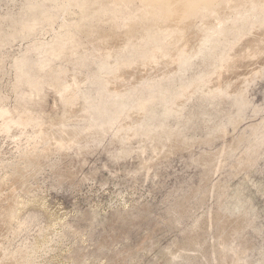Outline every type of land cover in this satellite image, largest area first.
Returning a JSON list of instances; mask_svg holds the SVG:
<instances>
[{
	"label": "rangeland",
	"instance_id": "obj_1",
	"mask_svg": "<svg viewBox=\"0 0 264 264\" xmlns=\"http://www.w3.org/2000/svg\"><path fill=\"white\" fill-rule=\"evenodd\" d=\"M224 1L218 14L239 5L242 17L262 0ZM209 11L170 21L201 38ZM77 12L63 0H0V263L264 264V24L240 30L234 16L211 47L191 43L199 54L143 63L140 50L185 40L135 38L116 60L109 41L122 44L126 28L100 30L94 15L66 40Z\"/></svg>",
	"mask_w": 264,
	"mask_h": 264
},
{
	"label": "bare ground",
	"instance_id": "obj_2",
	"mask_svg": "<svg viewBox=\"0 0 264 264\" xmlns=\"http://www.w3.org/2000/svg\"><path fill=\"white\" fill-rule=\"evenodd\" d=\"M63 1H65V3L67 2L69 4V6L77 7L78 12H77L76 15H77V18L79 17V19L77 21L74 20L75 21L74 23L76 24V27H77L76 32L68 34L67 36H65L66 40L73 39L75 37V35L78 33L79 30L85 29L87 27V22H88L87 18L90 17V16H94V15H96L97 17H100V25H99L100 30L102 29V26L107 23V21H112L114 26L122 25V26H124L126 28V36H124L123 38H120L121 40H123L122 44H120V43H119V45L116 44L115 41H118L117 38H113L115 40L109 41L112 44L111 45V50L108 49V51L110 50L109 54L111 56L116 57V60H117V57L121 56L120 58H122L121 54H123V51L127 50L128 47L137 38L147 36V38H148L147 43H156L157 34L159 32L161 33V31H166V33L168 35L167 37L171 41H174L176 39H177V42L179 40H182V39H184L185 41L183 43H181V44L177 43L178 46H176L173 49L172 52H167L165 49H163L161 47H154V49L148 54L144 53V51L140 50L136 55L139 58H143L142 59L143 63H159L160 60H163V59H169L173 63H179L181 61V59L184 56H186L187 54H189L190 56H194V55H197V54L200 53V51H197L198 50L197 48L196 49H192L191 48V45H192L191 43L193 41H199V45L198 46H200V44L203 43L202 50H201V52H202L207 47H211V45L213 43H215L217 41L216 39H219V37H221V38L225 37L229 33V29L227 28L228 27V23H229L230 19H232L234 16H236V18H234L236 20H232L234 22L236 21L235 23L233 22L234 24H232L234 27H238L237 26L238 23H243L244 26L249 25V26H247V28H245L243 25H241L240 26V30H250V28L253 30L252 27H254L256 25L263 26L262 24H264V0H262L261 3L260 2L259 3L258 2H253V3L250 4L249 7L244 4L246 8H245V13H244V15L242 17H238V16H240V14L238 12L239 5L232 6L231 8L229 7L230 11L232 10L229 13H227L226 11H223V14H218L216 11H217V7L219 5H221V4H226L227 6L229 5V3H227L224 0H221L219 3H216L217 0H140L142 2V4H143V7H142V10L139 11L138 13H136V14H125L124 13V10L135 0H63ZM179 10L185 11L188 14V16H192V17H200L202 14H204V12H207L208 10H210L208 13L210 15H212L214 19L213 20H209V22L205 23V26L201 30V31L204 32V34L202 35L201 38H198L197 33L192 32L193 35L190 38L187 39V36L184 35V30H183L186 27L185 26H179L178 24H173L170 21L171 16L173 15V13H175L176 11H179ZM260 10L262 11V14H261ZM72 11L73 10H71L68 14H70ZM257 12H259L258 15H256ZM260 14H261V16H260ZM203 16H205V15H203ZM38 20H39V18L38 19L36 18V21H38ZM237 20H238V22H237ZM39 21L41 22V20H39ZM210 21H212L213 23H210ZM70 23H73V22L65 23L63 25V28L66 29V27ZM254 29H255V27H254ZM256 29L258 30L257 26H256ZM26 32H27V30H26ZM159 36H160V34H159ZM106 41L107 40H105V39L99 40L96 36L92 39V42H95L96 45H98L99 47L105 45ZM100 50H101V48H100ZM108 51L105 50L103 52L106 53ZM134 55H135V52H134ZM132 62L133 61H131L129 63L131 64ZM124 64H126V63L124 62ZM46 65L44 64V66H46ZM180 68H184V67L183 66L180 67L179 65H177L176 71L174 70L175 72H173L172 70H171V72H157V74L153 75V79L152 80H153V82L155 84H160V82L163 79L167 80V78H169L172 74H174L178 70H180ZM143 81L140 83L141 86L143 85ZM163 81H165V80H163ZM146 86H145V88H146ZM157 86H154V87L156 88ZM154 87L152 85V88H154ZM134 88H137V87H134ZM150 88H151V86H150ZM188 88H189V85L185 89L184 88L183 89L185 91ZM147 89H148V87H147ZM136 91H137V89H136ZM151 91H153V90L151 89ZM180 91L181 90H179L178 92H180ZM216 91H219V92H217L218 95H220V94L223 95L226 92L225 88H219V89L215 90V92ZM126 92H127V90H126ZM126 92L123 91V94H126ZM168 92L166 91V93H168ZM178 92H177V95H178ZM183 92L181 94L179 93V95L181 96L183 94ZM213 92H211V93H213ZM149 93L151 94V92H149ZM162 94H164V93H162ZM162 94H161V96H162ZM137 95H139V94H137ZM174 96H176V95H174ZM216 96H217V94H216ZM223 96H221V97H223ZM149 97H150V95H149ZM157 97H159V96L157 95ZM164 97H165V99L167 98L166 96H164ZM178 97L179 96H177V98ZM74 98H75V96H74ZM162 98H163V96H162ZM141 99H142V97H141ZM148 99H145V100H148ZM165 99L163 98L164 101H165ZM170 99H173V98H169L168 100H170ZM141 102H143V101L141 100ZM138 103H140V102H138ZM168 104H170V103H168ZM166 109H168V108H165V111H167ZM171 109H172V111L175 110L173 108V106H172ZM95 110H96V112H98L97 109H95ZM95 110H93V111L86 110L87 111L86 113H88V115L87 116L84 115V119L90 120L93 117V115L95 114ZM169 111H170V109H169ZM106 112H104V114ZM164 113L166 115L169 114L168 112H167L168 114L166 112H164ZM121 114H123V113H121ZM3 115H6V114L4 112H0V117L3 116ZM106 115H108V113ZM4 117H6V116H4ZM101 117L102 116H99V120L101 119ZM163 119H165V118L163 117ZM102 120L103 119H101V121ZM104 120H106V119H104ZM106 121H108V120H106ZM137 121H139V120H137ZM23 122H24V120H23ZM90 122H91V120H90ZM108 122L110 123V121H108ZM100 125H101V123L99 124V126ZM22 126H24V125H22ZM22 126L16 125V126H11V127H14V128L19 130L20 128L21 129L23 128ZM94 126H96V125H94ZM94 126L89 124V126L87 128L92 129V128H94ZM99 126H97V127H99ZM102 128H103V126H102ZM20 132H21V130H20ZM42 134L43 133H41L40 136H42V140H43L44 139V135H42ZM52 137H53L52 139L56 140V143H55L56 145H61L62 144V138L59 139V137H57L55 134H53ZM38 140H40V139H38ZM63 144H65V143H63ZM13 211L14 210H12V211L8 210L5 213V220L12 218ZM15 215H16V213H15ZM2 259H3V257H2ZM6 260H8V262L11 261L10 258H6ZM2 261L5 263L4 259ZM21 261H23V260H21ZM0 262H1V260H0ZM0 264H3V263H0Z\"/></svg>",
	"mask_w": 264,
	"mask_h": 264
}]
</instances>
